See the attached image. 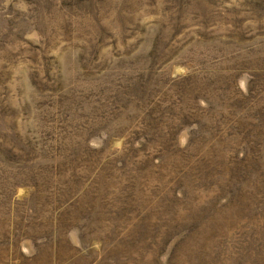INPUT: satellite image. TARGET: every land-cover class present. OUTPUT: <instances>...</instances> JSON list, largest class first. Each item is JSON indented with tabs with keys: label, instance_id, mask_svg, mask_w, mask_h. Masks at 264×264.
<instances>
[{
	"label": "rangeland",
	"instance_id": "1",
	"mask_svg": "<svg viewBox=\"0 0 264 264\" xmlns=\"http://www.w3.org/2000/svg\"><path fill=\"white\" fill-rule=\"evenodd\" d=\"M0 264H264V0H0Z\"/></svg>",
	"mask_w": 264,
	"mask_h": 264
}]
</instances>
